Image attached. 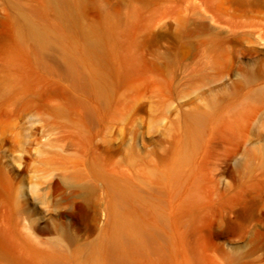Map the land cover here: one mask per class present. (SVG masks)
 Wrapping results in <instances>:
<instances>
[{"label": "rangeland", "instance_id": "374dc122", "mask_svg": "<svg viewBox=\"0 0 264 264\" xmlns=\"http://www.w3.org/2000/svg\"><path fill=\"white\" fill-rule=\"evenodd\" d=\"M0 232L26 264H264V0H0Z\"/></svg>", "mask_w": 264, "mask_h": 264}, {"label": "bare ground", "instance_id": "6f19581e", "mask_svg": "<svg viewBox=\"0 0 264 264\" xmlns=\"http://www.w3.org/2000/svg\"><path fill=\"white\" fill-rule=\"evenodd\" d=\"M54 1V0H53ZM57 2H62V0H55ZM29 24H30V31L31 34L34 35L39 42L44 43V41L47 39L48 34H49V30L45 27H41L40 25H38L37 22H35L34 20L30 19L29 20ZM119 193H117L116 195H118ZM120 196V194H119ZM118 197V196H117ZM119 198V197H118ZM119 200V199H118ZM119 227V226H118ZM113 236V235H112ZM111 236V237H112ZM108 237V236H107ZM107 237L104 238V236L101 237V240L99 242V248L101 249V251L105 252L104 249H106L108 251V253L110 254V256L112 257V259H114L115 261H119V260H126V257L123 256V253L125 251V248L127 246V243L131 244V240L124 235L123 230H118L117 233L114 235V237H110L107 239ZM8 240V239H7ZM143 243H145V240L143 239ZM14 248V247H13ZM11 249H9L8 245H7V241L5 236L3 235V233L0 232V256H2V258H8L11 260V262L13 264H26L24 261L21 260V258H17L15 256H12L10 251ZM27 252V251H26ZM108 253L106 252V255H108ZM14 254V253H13ZM36 254V253H35ZM31 255V254H30ZM105 255V256H106ZM24 256V255H22ZM21 256V257H22ZM28 256V255H27ZM34 256V255H33ZM32 256V257H33ZM47 257V256H45ZM107 257V256H106ZM109 257V256H108ZM110 257V258H111ZM109 258V259H110ZM23 259V257H22ZM4 260V259H3ZM7 260V261H10ZM26 260V259H25ZM35 260V259H34ZM38 260V259H37ZM47 262V258L45 259ZM62 260V259H61ZM106 260V259H105ZM33 261V259H32ZM36 261V260H35ZM59 261V259H58ZM30 263V261H28ZM120 262V261H119ZM28 263V264H29ZM34 263V262H33ZM37 263V262H35ZM45 263V262H43ZM49 263V262H48ZM69 263V262H68ZM114 263V262H113ZM116 263V262H115ZM122 263V262H121ZM60 264V261L59 263ZM61 264H64L61 262ZM117 264V263H116Z\"/></svg>", "mask_w": 264, "mask_h": 264}]
</instances>
